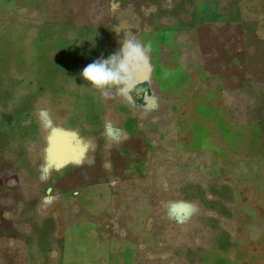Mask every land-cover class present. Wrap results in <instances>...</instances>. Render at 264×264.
I'll return each mask as SVG.
<instances>
[{
  "label": "crops",
  "instance_id": "obj_1",
  "mask_svg": "<svg viewBox=\"0 0 264 264\" xmlns=\"http://www.w3.org/2000/svg\"><path fill=\"white\" fill-rule=\"evenodd\" d=\"M44 6L5 0L0 18L61 14ZM172 11L141 3L133 24L108 25L107 43L87 46L106 59L124 32L150 42L152 71L139 93L105 96L61 86L59 74L46 79L38 67L49 46L39 36L30 74L29 25L26 70L0 68V191L15 181L42 224L50 202L57 264H157L158 252L182 256L168 264H264V119L253 114L264 113V83L243 71L229 23L196 32L188 13L179 21ZM50 42L59 57L61 40Z\"/></svg>",
  "mask_w": 264,
  "mask_h": 264
},
{
  "label": "rangeland",
  "instance_id": "obj_2",
  "mask_svg": "<svg viewBox=\"0 0 264 264\" xmlns=\"http://www.w3.org/2000/svg\"><path fill=\"white\" fill-rule=\"evenodd\" d=\"M89 1L45 0V12L60 9L61 14L25 17L18 15L12 18H0V28L6 29L5 26L10 25L9 29H12L1 32L0 58L13 60L12 64L0 63V68H11L17 75L22 73V70H26V64H22L21 59L26 56L27 52V38L24 37L27 33L22 32V29L24 30V26L29 25L28 72L31 74L37 71L36 55L41 54V49L38 53L35 40L36 36H39V46H49L45 48L42 63L38 67L40 71H43L45 78H53V75L59 74L61 75V86L72 83L74 87H84L87 82L80 77V73L88 64L100 59L96 53H85L90 50L87 46L91 42L95 46L94 43L99 41L105 45L108 41L107 33L113 35L107 31L111 28L114 30L120 26L122 28V26L133 24L135 15L139 14L140 4L146 2L167 8L172 7L174 20L184 18V15L188 13L192 20L190 25L196 32L207 23L213 26L215 23L218 26L229 23L228 33L237 34L239 55L244 63L243 71L250 72L254 78L261 79L264 83V0H107L105 3L101 0H93L92 5ZM4 2L5 0L0 1V4ZM75 3H77L78 10H75ZM102 6L107 9L105 14L104 11L103 15H99L100 12L94 15L87 14L86 10ZM158 13L161 12L158 11ZM37 23L46 27L34 28V31H31V25ZM56 24H60V27H52ZM101 25H104L103 29ZM108 25L114 26L109 28ZM123 36H126L125 32ZM193 36L194 39L198 37L196 33ZM58 37L61 40L59 57L56 56V42L48 43L49 40ZM42 40L44 43H41ZM65 41L75 43L69 49L66 47L69 44ZM15 98L16 96L13 97L14 103ZM17 98L19 100L21 97ZM0 103L4 104L3 96L0 97ZM253 114L259 117L262 115L264 119V113ZM13 182V185L12 183L7 184L9 188L12 187L10 191H0V264H57L58 255L54 254L55 251L51 249V240H48L57 230L54 208L50 206V202L45 201V223L42 224L40 220L37 222L36 213H32L35 209L22 202L20 191L17 189L19 186L15 181ZM47 196L46 193V198ZM37 236H39L38 240L35 239ZM41 236H45L44 249ZM37 244L39 251L44 250V254H38ZM181 258L180 255L168 256V253L158 252L156 262L157 264H168V262H176L173 259L179 261ZM147 262L151 263L149 260Z\"/></svg>",
  "mask_w": 264,
  "mask_h": 264
},
{
  "label": "clouds",
  "instance_id": "obj_3",
  "mask_svg": "<svg viewBox=\"0 0 264 264\" xmlns=\"http://www.w3.org/2000/svg\"><path fill=\"white\" fill-rule=\"evenodd\" d=\"M130 37L134 36L126 33L117 53L106 59L101 57L82 70L80 77L88 86L105 96L113 93L126 96L142 91L139 85L152 71V45Z\"/></svg>",
  "mask_w": 264,
  "mask_h": 264
}]
</instances>
